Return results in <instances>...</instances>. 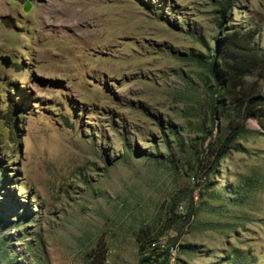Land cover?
<instances>
[{"label":"rangeland","instance_id":"1","mask_svg":"<svg viewBox=\"0 0 264 264\" xmlns=\"http://www.w3.org/2000/svg\"><path fill=\"white\" fill-rule=\"evenodd\" d=\"M250 26L264 52V0H0V264H147V234L264 264V103L208 149L211 53Z\"/></svg>","mask_w":264,"mask_h":264},{"label":"trees","instance_id":"2","mask_svg":"<svg viewBox=\"0 0 264 264\" xmlns=\"http://www.w3.org/2000/svg\"><path fill=\"white\" fill-rule=\"evenodd\" d=\"M225 9L221 10V17L225 16ZM219 24H222L221 20ZM216 42L217 47L209 61V72L217 86L214 101H218L217 97L220 96L221 104L214 106L212 112L214 116L226 118L227 122L222 127L218 126V134L208 149L218 161L240 134L243 122L248 118L259 119L263 116L264 87L261 90L259 83L249 82L248 78L257 76L259 80H264V52L256 38V28L252 26L248 29H231ZM147 236L145 242L140 237L136 239L140 250L144 254L148 253L141 261L147 264H169L170 247H151L155 239Z\"/></svg>","mask_w":264,"mask_h":264},{"label":"built area","instance_id":"3","mask_svg":"<svg viewBox=\"0 0 264 264\" xmlns=\"http://www.w3.org/2000/svg\"><path fill=\"white\" fill-rule=\"evenodd\" d=\"M150 246L151 247H159V246H157L156 241L151 242ZM161 247H164V245H161ZM174 254H175V248L174 247H170V255H169L170 258H169V261L173 260Z\"/></svg>","mask_w":264,"mask_h":264},{"label":"water","instance_id":"4","mask_svg":"<svg viewBox=\"0 0 264 264\" xmlns=\"http://www.w3.org/2000/svg\"><path fill=\"white\" fill-rule=\"evenodd\" d=\"M5 66H8V61L6 60L5 63H4Z\"/></svg>","mask_w":264,"mask_h":264}]
</instances>
